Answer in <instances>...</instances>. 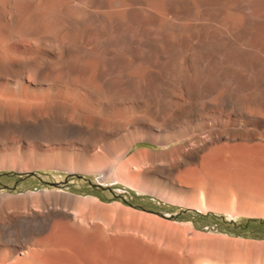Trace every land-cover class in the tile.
I'll list each match as a JSON object with an SVG mask.
<instances>
[{"label": "bare ground", "instance_id": "obj_1", "mask_svg": "<svg viewBox=\"0 0 264 264\" xmlns=\"http://www.w3.org/2000/svg\"><path fill=\"white\" fill-rule=\"evenodd\" d=\"M247 1L0 0V169L41 151L46 163L64 159L202 213L264 218V9ZM76 110L144 118L104 160L102 136ZM187 137L183 148L127 155L135 142ZM153 155L169 158L170 188L155 186ZM1 205L0 264H264V242L189 224L142 214L108 229L95 211L43 220Z\"/></svg>", "mask_w": 264, "mask_h": 264}, {"label": "rangeland", "instance_id": "obj_2", "mask_svg": "<svg viewBox=\"0 0 264 264\" xmlns=\"http://www.w3.org/2000/svg\"><path fill=\"white\" fill-rule=\"evenodd\" d=\"M247 2H262L264 9V0H248ZM243 11L245 15L252 17V12L247 8H244ZM259 15L261 16L262 14ZM37 58L40 59L42 57L37 56ZM52 111L56 113H69L70 115L68 110L61 109L60 107L58 108L57 106L54 107ZM73 113L76 120H86L89 128L92 125L90 129L99 132L100 136H102L103 142L101 144L104 145L105 150L101 153L104 160L114 154L118 147H122L123 141L126 142V139H123V137L126 136V132H132L136 126L135 123L144 118V116L136 112H115L113 114L107 112L99 113L97 116H94L93 113H82L80 110H76ZM93 125L96 126L94 127ZM196 137L199 139L204 137V135ZM196 137L192 141H195ZM189 140V137L178 139L165 147L158 146L149 141H139L133 143L127 155L129 156L137 151L144 150L159 154L174 148H183L187 143H192L188 142ZM40 143H42V141H40ZM97 150L98 148L96 151ZM9 154L10 153L7 152L6 155L8 158H11L12 155ZM72 155L74 157V155L80 154L78 152L67 153V157L71 161L73 160ZM41 156V151H34L30 153L29 156L26 155L25 157H23L22 154L20 155L21 159L25 158V161L28 162L27 164L23 163L19 167L20 170L9 168V166L6 165L5 169H0V206H2L1 204H3V207L6 206V211L10 210V212H12L11 209H16L18 211L21 209L22 211L20 212H24L30 208L33 211L43 212V220L46 218L50 219V217L55 214L56 210L70 211L72 213L77 209L79 211L83 210L82 212H86V215L95 211V213L98 212L96 213L98 217L93 216V213L91 217L92 221L100 223V220L106 215L108 221H104L103 219L101 224L104 226L105 224L107 226L110 225L108 229H112L118 225L117 222H119V220V225H123L125 222H128L127 225H129L130 223L141 221L142 218H147L150 220L148 221L149 223L152 222L150 224L155 225L157 223L153 222L151 219L157 217L160 220L173 224H189L195 231L200 233L264 242V218L249 216L231 217L226 214L212 211L202 213L198 209L177 205L165 201L153 194L138 191L136 188L114 180L110 175L104 176V174L100 172H84L85 168L83 166H79V168L77 167L73 170L72 167L65 163L64 159L61 161L56 160L54 163L49 164L44 162ZM81 156L84 158L82 160L86 163L95 161V159L91 157V153ZM177 157L181 158L182 155H177ZM167 160H169V158L153 155L145 161L148 166L155 168L160 173V182L155 186L162 185L170 188V185L164 181L166 179H172L174 175H171L169 169L164 168ZM88 166L91 165L88 164ZM184 196L189 198L193 197L191 194ZM91 201H94L98 205L93 204ZM18 207H20V209ZM8 211L7 213H9ZM49 212L52 213L50 214ZM142 214H144L143 216L145 218H140ZM102 215L104 216L101 217ZM106 216L104 217L105 219ZM109 221H112V223L110 222L111 224H109ZM103 222L105 224H103ZM44 225L45 224L40 226ZM162 229L166 230L165 227Z\"/></svg>", "mask_w": 264, "mask_h": 264}]
</instances>
